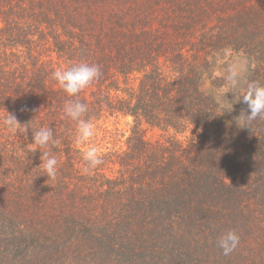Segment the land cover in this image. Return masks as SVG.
<instances>
[{
	"label": "trees",
	"instance_id": "trees-1",
	"mask_svg": "<svg viewBox=\"0 0 264 264\" xmlns=\"http://www.w3.org/2000/svg\"><path fill=\"white\" fill-rule=\"evenodd\" d=\"M231 54L264 83V0H0V116L61 141L47 179L31 130L0 123V264H264V119L240 127L203 87ZM78 60L102 72L78 94L103 154L90 174L51 79Z\"/></svg>",
	"mask_w": 264,
	"mask_h": 264
},
{
	"label": "clouds",
	"instance_id": "clouds-1",
	"mask_svg": "<svg viewBox=\"0 0 264 264\" xmlns=\"http://www.w3.org/2000/svg\"><path fill=\"white\" fill-rule=\"evenodd\" d=\"M223 62V61H222ZM247 61L241 57H232L227 63L226 74L224 80L226 87L219 91V95L225 97L227 92H231L232 88L238 87L243 83L245 85L242 98L243 102L247 104L248 111L243 113V121L237 120L240 127H248L257 120V118L264 119V83L258 80H246L244 74L247 71ZM102 75L101 66L96 63H90L85 60H78L71 62L65 67H60L51 73V79L54 80L58 86L66 93L68 99L64 102L62 114L70 121L74 122L73 142L82 151L80 153L84 166L81 168L82 174H90L95 168L102 163V152L94 143V136L96 134L95 125L86 118L89 112V105L82 102L78 98V94L89 87ZM232 103L230 109L231 111ZM0 123L9 130L13 135L18 132L26 133L27 130L32 132V142L34 145L31 151H40V164H42V171L47 179H55L58 173V165L60 161L57 156L51 153L53 147H58L61 143L60 139L54 137L53 129L50 126H40L32 129L27 125L21 130L20 123L16 116L9 113L7 110L5 114L0 116ZM240 241V237L236 230L230 229L222 234L218 240V246L222 249L224 255H229L233 252Z\"/></svg>",
	"mask_w": 264,
	"mask_h": 264
},
{
	"label": "rangeland",
	"instance_id": "rangeland-1",
	"mask_svg": "<svg viewBox=\"0 0 264 264\" xmlns=\"http://www.w3.org/2000/svg\"><path fill=\"white\" fill-rule=\"evenodd\" d=\"M232 57H241V58L245 59L247 61V65L249 66V61L242 54H231V55H227L223 59L220 58L219 60H216L214 65H213V74L220 78L219 82H220V84H223V86L215 87L211 84L210 79H206L203 87L206 91L212 93L213 96L219 101L225 115L230 120L237 122L238 116H237L236 103H237L239 94L243 90L244 84L241 83L240 86L232 88L231 92L229 91L225 94V97L219 95V91L223 90L226 87V82H225L223 77L226 74L227 63L230 62ZM247 72H248V67H247L246 73L244 74L245 79L247 77ZM231 103H232V109H231V111H228V109H230V107H231ZM126 120L127 119H116V120L110 119L107 122L108 128L112 130L115 127H117L121 130H126L128 128L126 125ZM155 136H156L155 132L153 133V135H152V132L146 133V137H152L153 138Z\"/></svg>",
	"mask_w": 264,
	"mask_h": 264
}]
</instances>
